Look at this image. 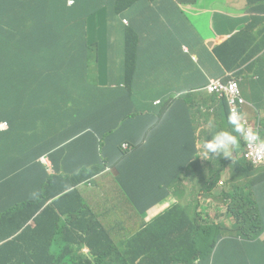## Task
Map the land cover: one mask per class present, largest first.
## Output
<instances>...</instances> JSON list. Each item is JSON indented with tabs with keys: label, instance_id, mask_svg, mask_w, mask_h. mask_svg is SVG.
Here are the masks:
<instances>
[{
	"label": "trees",
	"instance_id": "trees-1",
	"mask_svg": "<svg viewBox=\"0 0 264 264\" xmlns=\"http://www.w3.org/2000/svg\"><path fill=\"white\" fill-rule=\"evenodd\" d=\"M63 1L65 0H12L11 11L3 13L2 10L5 11L7 6L0 0V122L3 120V113L7 111L8 119L9 109H12L13 114L8 120L12 127L16 126L27 110V86L25 82L12 76V73L18 72V67L14 64L23 59L34 66L49 68L53 74L49 80L48 100L59 99L64 104L73 101L76 106L86 108V112L78 110L76 113L79 117L86 118L87 126L98 137L92 145L78 150V153L94 169L82 171L71 179L46 180L43 192L36 199L29 197L25 207L15 198H9L7 205L5 200L0 199V264H53L54 254L58 249L67 250L64 264H100V254L106 251L117 252L96 219L85 218L76 213L74 206L83 208L84 205L77 191L69 190L101 175L111 166L117 167L121 173L119 163L123 161L120 152L122 143L129 141L136 148L137 145H142V149L147 148L145 142L152 140V132L146 135V129L157 122V110L150 107V98L142 93V84L134 75L137 39L133 36V28L127 26L125 29L124 76L115 86H101L97 77L104 72V68L100 66L102 55L111 59V64L118 55L109 41L102 48V44H97L94 35L89 31L90 17L104 11L100 8L105 9L107 20H111L113 24L120 14L112 12V3L122 1L127 7L136 8L144 3L146 5L140 10L146 13L147 5L152 2L77 0L75 6L62 8L58 5ZM248 1L251 18L243 34L231 36L213 49V55L219 63V74L212 75L214 77L228 75L241 79L249 67H252L248 63H253L256 58L264 59V47L258 52V42L261 39L250 40V52L247 54L249 39L245 37L250 31L257 29V24H264V0ZM150 10L153 15L165 13L157 5L150 4ZM134 20L135 18L130 17L129 24H133ZM261 27L264 29V26ZM54 37H57V41ZM256 40L257 45H253ZM208 61L206 54L200 56L201 63ZM144 84L149 87L151 81L148 79ZM174 96L176 93L170 96L173 102L184 98L177 99ZM188 96L186 95L185 100ZM142 105H147L148 108ZM47 115L50 117L49 113ZM42 128L45 133L46 152L61 144L55 135L54 126L44 121ZM138 130L140 137L137 138L133 134ZM193 132L195 134L194 128L192 134ZM0 135L5 133L0 132ZM4 145L0 138V151ZM114 152L117 153L116 160L112 156ZM157 155L159 153L153 154L151 161V168L156 171L150 173L154 180L165 176L171 183L189 172V180L194 181L192 163L194 167L202 165L198 159L194 160L197 158L194 155L189 159V166L184 173L166 175L165 170L172 162L167 158L160 169L156 170L153 164ZM237 164L236 171L229 176V184L215 197L228 206L229 224L217 227L210 223L212 232L205 234L214 233L218 240L217 248L221 255H216L215 264H264V257L260 253L250 252L264 244L259 239L264 234V173L259 175L243 158L240 161L238 158ZM221 176L216 175L214 179L207 181L199 192L210 195L212 190L219 187ZM178 192L185 199L182 192ZM192 199H196V196H190L188 207H182L190 214L194 213L197 217L210 221L207 213L197 212L198 208L206 210L205 205L196 204ZM160 202L158 196L152 195L139 203L137 208L144 213ZM42 208H45V212L39 217L26 211ZM184 208L177 213L182 211L184 214ZM226 228L228 232H225ZM162 239L160 223H153L143 230L142 241L138 247L130 249L129 252L138 254L151 250V264H165L170 259L171 262H181L184 255L180 249L174 248V253L177 254V258H174L162 245ZM192 247L199 248L200 244L193 242ZM86 249L89 250L88 254L85 253ZM189 262L193 263L194 260L190 257ZM131 264L143 263L132 261Z\"/></svg>",
	"mask_w": 264,
	"mask_h": 264
},
{
	"label": "clouds",
	"instance_id": "clouds-1",
	"mask_svg": "<svg viewBox=\"0 0 264 264\" xmlns=\"http://www.w3.org/2000/svg\"><path fill=\"white\" fill-rule=\"evenodd\" d=\"M3 1L6 3L7 9L5 11L2 10V12L5 13L11 11L12 0ZM21 1L26 2L28 0ZM150 1L152 2L150 4L159 6L165 11V13L153 15L149 4L147 5L148 15L161 21H166L169 18L168 10L172 8L180 10L181 7H183V4L179 0ZM76 3L77 0H65L58 6L62 8H71L75 6ZM227 3L221 4L217 8L221 9ZM100 9L104 11L90 17L89 31L94 37L98 34L109 35V28L112 24L111 20H107L106 18L105 9ZM198 13H205L208 16L211 15V11H198ZM123 21L126 26H130L127 18H124ZM246 25L248 24L246 23ZM231 36L232 35H226L225 37H222L224 39L221 40L222 42L220 44L230 39ZM54 38L57 41V37ZM95 41L97 44H103L106 41L110 42V39L99 41V39L95 37ZM216 46H214L213 49ZM184 47L186 51L191 54L189 47L187 45ZM125 48L126 39L123 53L125 52ZM135 54L137 56V61L134 65L135 78L142 84V93L150 98V107L157 110L152 104L154 103L156 106L160 105L162 104V99L152 101L149 94V90L154 82L149 76L148 71L151 67L148 46L142 41H137ZM202 54L205 53H198V58L196 57V61L199 64H203L200 62V56ZM213 57L217 62L215 55H213ZM248 64H251V62ZM14 65L18 67V72L12 73V76L25 82L27 86V110L25 114L21 116L20 121L16 126L12 127L8 120L13 114L12 109H9L8 119H6L7 111L3 113V120L0 122V132L5 133V135H2L1 137L5 145L0 151V185L2 186V189L0 190V199L5 200L4 202L6 205L9 203V198L17 199L21 205L24 203L27 204L29 197L25 198L24 194H31L33 199L38 198L43 192L46 180H57L62 178L71 179L82 171H90L94 169V166H92L84 156L79 155L78 150L92 145L98 137V135L94 134L93 130L87 126L88 121L86 118H81L76 113L78 110L86 112L85 106H76L73 101L64 104L59 99L48 100L50 93L49 80L50 76L53 74L51 69L34 66L23 59H20ZM121 71L123 73L122 64ZM258 72L260 71L258 70ZM206 76L208 82L203 89L226 102L224 101L220 111L211 114L213 131L208 136L209 139L203 144L206 153L205 156L209 158L206 159L204 157L202 162H200L202 165L197 166V170H193L194 168L192 165L193 172H196L194 174L200 176V182H196L195 180L190 181L188 176L171 183L166 180V177H162L158 180L152 179L150 173H156V171L151 168L152 156L147 155L146 150L148 149V146L146 144L147 140L145 139V145L147 148H140L138 155L134 154L136 148L134 144L129 141L122 143L120 152L123 161L119 163V170L121 173L118 172L117 167L111 166L101 175H96L69 190H76L84 205L83 208L74 206L76 213L79 212L80 214L78 215L85 218L96 219L101 226L102 224L95 212L87 209L85 203V196L87 194H92L95 197V200L97 198L101 199L102 203L105 198L120 199L124 196L127 201L130 202L133 214H146L144 216V226L134 236L125 240V242L119 247L115 244L113 240L114 237L108 233L107 226H102L111 245L118 251L114 253L106 251L100 254V264H131L132 261L151 264L153 262L151 250L138 254L130 253L129 250L138 247L142 241L143 230L145 227L153 223H160L161 234L163 237L162 245L172 253L174 258H177V254L174 253V248L180 249V252L184 255L183 259H185V262H183V259H180L181 262H171L172 259H170L168 261L166 260L165 264H215L216 255H221L217 248L218 240L215 238L214 233L206 235L209 233L205 232L206 228L210 230V233L212 232L210 221L201 219L194 213L190 214L186 208L182 207H188L190 197H184L187 199L185 200L180 196L178 191L182 192V186L201 187L202 184L204 185L207 181L214 179L216 175H222L219 181V183L222 184L226 174L230 176L236 171L235 165H238V158L239 161L243 158L249 162L259 175L263 174L264 137H262L261 133L258 131L257 126L249 122L241 112L249 105L242 91L241 79L231 78L228 75L214 77L207 74ZM148 79L151 81L149 87L144 84ZM232 79L239 82L241 97L244 100L243 102H230L229 96L226 92L218 93L210 90V85L213 80L228 84ZM117 82H111L108 85L115 86ZM196 91L199 90L196 89ZM174 93H176V96L173 98L178 99L179 97H184L183 99H185L186 97V95L182 94L180 91H175ZM29 99H31V102H29ZM169 99L173 101V99ZM70 103H72L71 106L69 105ZM142 106L148 108L147 105ZM247 111L256 112L257 116L261 119L259 110L255 104H253L251 109H247ZM48 113L50 117H48ZM44 121H48L54 126L58 134L57 137L61 141L59 146L47 152L45 151V145L39 143V140L42 138L41 134L44 132L42 128ZM156 121L157 124L159 119L157 118ZM148 133H151V131L146 132V135ZM133 135L135 136V132ZM157 139V135L152 133L151 141H156ZM239 140H243L244 142L240 145ZM240 146L243 148L241 154L233 152ZM68 150H72L73 152L70 153ZM112 156L113 159L116 160L117 153L114 152ZM158 157H161L160 152L159 155H157V158ZM212 157H216L220 162L221 172L218 174H209L202 171L203 169L207 170L211 167ZM167 158L169 157L162 158L161 165L165 163ZM169 159L171 160V158ZM196 159L200 161L201 157L197 156L194 160ZM231 161L234 162L231 167L232 172H224V169H226L228 163ZM103 176L112 181V184L99 187V180ZM183 181H188V183L185 184ZM217 189H219V187ZM152 195L158 196L161 199V202L147 212H139L137 208L138 204ZM200 195H202V198L209 196L204 192H198L196 198L199 199ZM205 207L209 209L208 205ZM182 208L185 209V213L183 214L182 211L177 213ZM116 209H119V207ZM26 211L30 212L28 210ZM44 212L45 208H42L33 209V212L30 213L35 217H39L42 216ZM197 212H199V208ZM123 219L125 222H128L125 217H123ZM129 222L133 223L134 226L136 224L134 219ZM216 226L220 227L217 224ZM259 239L264 242V234ZM180 242H184L186 246L182 248L179 245ZM193 242L200 244V247H192ZM66 252V249H58L54 254L53 264H64ZM88 252L89 250L86 249L85 253L88 254ZM250 252L260 253L264 257V249L262 252H257L255 247L250 250ZM190 257L194 260L193 263L189 262Z\"/></svg>",
	"mask_w": 264,
	"mask_h": 264
},
{
	"label": "crops",
	"instance_id": "crops-1",
	"mask_svg": "<svg viewBox=\"0 0 264 264\" xmlns=\"http://www.w3.org/2000/svg\"><path fill=\"white\" fill-rule=\"evenodd\" d=\"M179 1L183 4V7L180 10L174 8L168 10L169 18L166 21L152 18L147 12L142 13L140 9L146 5L144 3H142V6L136 8L134 6L127 7L122 1H116L111 4V10L113 13H119L120 15L111 24L109 35H95L99 41L110 39V43L112 38L113 51L118 55L113 64H111V59L105 58L102 55L100 66L104 68V72L100 77H97V80L101 85L117 82L123 77L121 63L118 61L123 55L126 39L125 29L127 26L123 19L127 18L130 20V17L135 18L133 24H130L134 31L133 36L137 41H142L148 46L150 56L151 67L148 71L154 83L149 90V94L152 101L162 99V104L157 106L154 103L152 104L157 109L159 122L148 127L146 132L151 131L157 135L158 139L146 142L148 146L146 151L148 156H153V154L160 152L161 157H158L153 164L156 170L160 169L162 158H171L172 163L167 166L165 170L166 175L174 172L184 173L189 166V159L194 155L201 158H209L205 156L203 144L209 139L208 136L213 131L211 114L220 111L225 101L203 89L208 82L207 74L214 76L219 74V69L217 68L219 63L215 61L212 49L222 41H217L215 38H205L203 32L205 34L211 33L209 25L212 24L211 22L192 24L193 21H198L195 14L198 11H202L213 0ZM229 1H235L238 2V5L247 6V0H218L216 7ZM229 5L230 3H227L221 8V10H226L225 18L229 21H240L241 24H231V29L225 28L223 24H216L214 35L218 37L229 35L228 33L233 30L235 25L238 27L240 25L246 26V23L251 18L248 9L242 10L243 12L239 14H234L231 12L232 8ZM208 11L210 10L203 12ZM261 26H264V24H257V28ZM106 42L102 44V48H104ZM248 43L247 54L250 52V40ZM186 45L191 50V54L186 51L184 47ZM253 45H257V40L253 42ZM263 47L264 38H261L258 42V52H261ZM201 52L209 57V61L205 64H199L196 61L198 53ZM251 65L252 67L248 65L250 69L241 78L242 91L249 104L241 112L249 122L257 126L258 131L264 137V59L256 58ZM196 89L199 91H196ZM175 91H180L187 96L189 95L188 99L185 100V97L181 101L173 102L169 98ZM253 104L257 106L261 119L257 116L256 112L247 111V109L252 108ZM193 128L196 139L194 132L192 134ZM55 135H58L57 131ZM1 137L2 135H0ZM41 137L39 143L45 145L44 132L41 134ZM135 137H140L139 130L135 132ZM243 142V140H239L240 145ZM141 146L137 145V148L134 150L135 155H138ZM237 151L241 154L243 148L240 146L233 152ZM233 164L234 162H229L224 172L231 173ZM202 171L209 174L220 173L221 166L219 160L216 157H212L211 167ZM110 184H112V181L105 176L99 180V187ZM24 197H31V194H24ZM102 206H107L109 210L116 211L117 214L122 215L128 221L134 219L137 229L145 223L144 216L146 214H133L131 211L132 206L124 196L120 199L105 198L103 203L101 199L97 198L95 210L97 217L100 214H108L109 212V210L103 209ZM117 207L119 209H116ZM140 217L141 220H139ZM100 222L103 227L104 225H108L102 222V220ZM110 223H113V221ZM263 249V245L256 247L257 252H262Z\"/></svg>",
	"mask_w": 264,
	"mask_h": 264
},
{
	"label": "rangeland",
	"instance_id": "rangeland-1",
	"mask_svg": "<svg viewBox=\"0 0 264 264\" xmlns=\"http://www.w3.org/2000/svg\"><path fill=\"white\" fill-rule=\"evenodd\" d=\"M218 2V0H213L212 3H210L209 5H206L205 8L202 9V11H206V10H210L211 11V15L208 16L205 13H196L195 17L198 18L197 22H194L192 24H205L207 21L211 22L212 24L210 25V30L211 33L209 34H204L205 38H215L217 41H221L222 37H218L216 35H214V30L216 29V24H223V26L225 28H229L231 29V24H241L240 21H229L228 19L225 18L226 16V10H221L219 8L216 7V3ZM225 3V2H223ZM230 3V7L231 12L234 14H239L241 12H243L242 10L244 9H248L249 10V1L247 0V6L244 5H238V2L235 1H230L228 2ZM214 23V24H213ZM245 30V25H240L239 27L235 25V27L233 28L232 31H230V33H228L229 35L232 36H238L243 34V31ZM264 36V29H262V27L257 28L256 30L250 31L247 35H245V37H247L249 40H255V39H261ZM111 43H112V38H111ZM123 66L125 64V52L123 53V55L121 56V58L118 60ZM70 106L72 105V103L69 104ZM239 154V151H237ZM204 157H202L200 159V162H202ZM194 167V164H192ZM193 170H197V166L194 167ZM196 173V172H194ZM189 174L185 173L184 175H181V178L183 177H187ZM194 180L196 182H200V176L199 175H195ZM183 183L187 184L188 181H183ZM229 184V175L226 174L225 175V179L224 182L219 183V189L217 190H212L210 195L205 198H202V195L199 196V199H192V201L196 204L198 203H202L203 205H208L209 209H206L204 211L200 210L199 208V212L200 213H207L210 217V223L212 224H217L218 226H222V225H228L229 221H227V217H229L228 215V206L224 205V203L218 199H216V196H219V194L223 191V188H225L227 185ZM203 185V184H202ZM187 186V185H185ZM202 189V187H198V186H190V187H181L182 193L184 195L185 198H188L190 196H197L198 192ZM85 203L87 205V209L94 211L96 210V200L95 197L92 194H87L85 196ZM24 207L26 206V204H22ZM103 209L109 210V208L107 206H102ZM30 212H33V209H26ZM225 213V214H224ZM77 214H80L79 212H77ZM223 215H225L226 217H223ZM99 219L102 220V222L108 224L107 225V231L108 233L113 236V240L115 242V244L117 245V247H119L120 245H122L125 240L129 239L130 237L134 236L144 225H141L138 229L136 228V226L133 225V223L131 222H125L122 215L117 214L116 211L114 210H109L108 214H100L98 215ZM139 220H141V217L139 218ZM222 220V221H221ZM111 221H113V223H110ZM206 233H210V230L208 228L205 229ZM225 232H228V228L225 229ZM179 245L184 248L186 246V244L184 242H180Z\"/></svg>",
	"mask_w": 264,
	"mask_h": 264
},
{
	"label": "built area",
	"instance_id": "built-area-1",
	"mask_svg": "<svg viewBox=\"0 0 264 264\" xmlns=\"http://www.w3.org/2000/svg\"><path fill=\"white\" fill-rule=\"evenodd\" d=\"M210 90L216 91L218 93L226 92L229 96L230 102H243V98L241 97L240 85L237 80H230L228 84H224L221 81L213 80L210 85Z\"/></svg>",
	"mask_w": 264,
	"mask_h": 264
}]
</instances>
